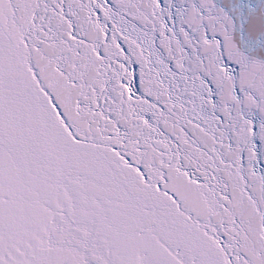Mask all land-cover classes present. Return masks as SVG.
Here are the masks:
<instances>
[{
  "label": "snow or ice",
  "instance_id": "1",
  "mask_svg": "<svg viewBox=\"0 0 264 264\" xmlns=\"http://www.w3.org/2000/svg\"><path fill=\"white\" fill-rule=\"evenodd\" d=\"M0 264H264V0H0Z\"/></svg>",
  "mask_w": 264,
  "mask_h": 264
}]
</instances>
